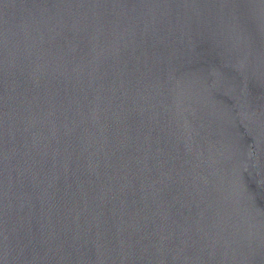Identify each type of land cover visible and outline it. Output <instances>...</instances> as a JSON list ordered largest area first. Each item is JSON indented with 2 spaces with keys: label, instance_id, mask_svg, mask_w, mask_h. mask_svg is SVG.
<instances>
[{
  "label": "water",
  "instance_id": "water-1",
  "mask_svg": "<svg viewBox=\"0 0 264 264\" xmlns=\"http://www.w3.org/2000/svg\"><path fill=\"white\" fill-rule=\"evenodd\" d=\"M0 264H264V0H0Z\"/></svg>",
  "mask_w": 264,
  "mask_h": 264
}]
</instances>
